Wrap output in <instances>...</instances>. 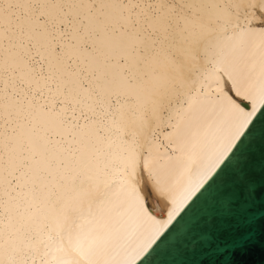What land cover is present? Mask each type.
<instances>
[{
  "label": "bare ground",
  "instance_id": "6f19581e",
  "mask_svg": "<svg viewBox=\"0 0 264 264\" xmlns=\"http://www.w3.org/2000/svg\"><path fill=\"white\" fill-rule=\"evenodd\" d=\"M17 2L0 0V264H53L59 254L49 236L65 215V241L71 231L91 243L84 264H135L236 131L238 118L219 98L220 73L232 72L239 87L256 95L264 35L249 27L258 13L245 5L262 0H231L239 8L230 22L202 14L205 26L195 32L173 17L174 26L135 55L121 44L116 11L102 7L114 0H32L49 5L40 10L56 30L35 20L34 10L30 50L27 36L22 47L19 35L5 32L6 13L20 15L8 8ZM69 17L62 39L59 23ZM8 64L15 74L5 72ZM23 64L31 68L32 88L21 93L22 107H12L9 76L19 79ZM129 146L162 190L147 211L133 194L141 177L128 164Z\"/></svg>",
  "mask_w": 264,
  "mask_h": 264
},
{
  "label": "snow or ice",
  "instance_id": "6c2138e0",
  "mask_svg": "<svg viewBox=\"0 0 264 264\" xmlns=\"http://www.w3.org/2000/svg\"><path fill=\"white\" fill-rule=\"evenodd\" d=\"M47 4L33 3L32 0H18L17 3L8 5L9 9L19 10L20 15H15L14 12H7L3 19L6 21L8 27L5 28V32L11 37L12 33H16L21 37V45L23 47V38L28 37L27 47L30 50L32 47V26L34 22L33 11H37L39 14L35 17V20L40 21L45 27H47L52 21L49 15L45 11H41L42 8H47ZM51 7H57L52 5ZM73 7V5H68ZM102 7H110L116 11L117 22L120 29L123 31L125 38L121 41L123 47H130L133 55L137 51L143 54L151 45L156 44L154 36H159L161 33H167L170 28L174 26L173 17H175V24H179L180 20H183L185 26H191L195 32L197 28L203 29V15H209V22L211 17L214 16L217 21L225 18L228 22L231 21L232 15L239 8V5L233 4L231 0H214V2H206V0H200V3H181L179 0H163L158 5L153 4H141L139 2L132 3V0H114L110 5H102ZM246 8L255 9L258 13V17H253V20H249V27H255L259 30L260 35H264V0L257 5L256 3H250L245 5ZM64 5H59L58 11H62ZM164 10H167L170 14L168 16L161 15ZM150 14V15H149ZM239 20V16H237ZM254 21V23H253ZM73 23L72 17H69L67 24L62 19L59 23V30L61 38H65V27H71ZM53 31L56 30L55 23H52ZM55 39V37H53ZM70 42H75L76 36H67ZM143 45V47H141ZM57 52H61L60 45H57ZM124 60V57H121ZM184 54L177 57V60L182 63ZM29 59V63H30ZM22 67L26 69L19 79L14 80L13 76H9L8 91H10L15 97V103L12 107H22L23 98L21 93L25 96L31 91V68L28 64H23ZM9 69L13 74L17 72V69L8 64L5 72ZM241 75H243V69H237ZM223 77V86L219 87L221 93V103L230 111L234 112L239 120L235 133L229 139L227 146L220 152L211 166L203 173L201 182L193 190V195L197 192H201L205 189L206 185L211 187L214 184L222 182V177L225 171H229L231 178V187L226 188L222 193L224 198V207L230 209L232 202L236 198H243L245 196H252L255 194V189L252 186V182L249 176V161L244 153V144L246 142V133L250 134L251 128L257 123H264V118L252 119L260 113L261 117H264V62L260 65L259 70V87L256 89V95L253 96L251 92H247L237 85L233 77L232 72L227 74L221 72ZM67 91V89H66ZM257 104L260 105L257 108ZM87 117H85L86 119ZM247 129V131H242ZM128 164L134 171L139 170L137 175L141 177V182L138 185H134L133 194L135 196L136 203L139 207L145 211L151 206L149 201L162 193L154 177L149 172V166L143 157L137 159L136 149L134 146H129L128 149ZM231 157V159H230ZM227 161V164H226ZM13 163V161H10ZM22 165L30 166L29 161L24 159L21 161ZM224 166V167H222ZM186 197L185 199H187ZM190 205V204H189ZM188 205V206H189ZM188 208V207H187ZM186 209V208H185ZM184 209V212H185ZM70 212V209L68 210ZM174 218L173 214L169 215V222ZM68 216L65 215L63 220L60 221V230L54 231L49 240L54 246L56 252L59 254L54 260L53 264H84L83 257L87 256L91 251V243L88 238L77 234L72 235V232L67 233L68 239L65 241L64 227L67 223ZM237 248L242 249L247 245V241L240 237L235 241ZM143 251V249H142ZM65 257H71L66 259Z\"/></svg>",
  "mask_w": 264,
  "mask_h": 264
},
{
  "label": "water",
  "instance_id": "95a60500",
  "mask_svg": "<svg viewBox=\"0 0 264 264\" xmlns=\"http://www.w3.org/2000/svg\"><path fill=\"white\" fill-rule=\"evenodd\" d=\"M258 118L264 117L257 112L252 119ZM246 137L255 194L225 208L222 193L231 187V170L225 171L222 182L194 194L135 264H264V123ZM240 237L247 241L242 249L235 243Z\"/></svg>",
  "mask_w": 264,
  "mask_h": 264
}]
</instances>
